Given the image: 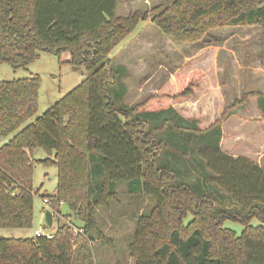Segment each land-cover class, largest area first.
I'll list each match as a JSON object with an SVG mask.
<instances>
[{
    "label": "trees",
    "instance_id": "obj_1",
    "mask_svg": "<svg viewBox=\"0 0 264 264\" xmlns=\"http://www.w3.org/2000/svg\"><path fill=\"white\" fill-rule=\"evenodd\" d=\"M116 4L0 0V65L25 69L47 53L85 73L27 126L37 114L39 77L0 82V143L8 139L0 145V229L33 225L36 150L46 155L40 165L57 170L54 194L41 196L52 219L65 205L80 224L68 216L50 238L0 239V264H95L94 241H105L97 211L123 183L153 202L136 221L128 249L134 264H264V169L245 156L255 150L240 138L247 111L264 120V94L243 91L223 108L219 41L209 37L258 28L264 67V0H161L125 17ZM145 21L173 42L204 47L155 95L129 106L127 69L111 55ZM226 220L240 223L241 234L224 228Z\"/></svg>",
    "mask_w": 264,
    "mask_h": 264
},
{
    "label": "rangeland",
    "instance_id": "obj_2",
    "mask_svg": "<svg viewBox=\"0 0 264 264\" xmlns=\"http://www.w3.org/2000/svg\"><path fill=\"white\" fill-rule=\"evenodd\" d=\"M160 2L161 0H119L120 8L125 9L126 6L129 8L126 13L117 10V16H127L131 10L139 12L149 11ZM152 27L156 30L145 33L147 37L143 48L137 47V45L138 53L136 56H133L135 57L133 60L132 58L130 59L133 62V70H135L134 66H139L136 58L144 55L145 62L142 64L145 69L144 71L152 73L153 77L148 85L157 88L165 80L169 79V73L174 76L176 71L184 64L185 58H193L202 49L201 47H204V44H201V42L196 44H178L165 37L153 24ZM254 32L252 30L245 31L243 28H225L224 30H213L209 33L210 38L220 39L217 47L219 49L218 60L222 66H225V61L227 62V59L231 57L227 54H231L237 60L245 57L247 53L246 47L241 44L239 38L246 34L253 38ZM164 38L170 40L172 43L166 42ZM223 45H226V48ZM252 48L254 50V44ZM143 49L144 51H141ZM198 49L200 50L198 51ZM60 59L61 61H67L69 60V55L62 54ZM113 61L118 62L116 59ZM127 62L130 63L131 61ZM135 74L138 75V73ZM33 76H38L40 79L37 114L24 126L30 124L35 118L42 116L50 106L74 89L85 78V73L80 69L76 71L66 64L60 65L57 56L47 53H40L39 58L25 69H13L6 64L0 65V82L25 79ZM237 76L238 80H235V84L240 80L242 75L240 73ZM222 77L220 74V80ZM135 82L134 79L130 78L128 85H131L130 87L132 88ZM146 93L144 91L139 99H143L147 95ZM226 95L227 97L224 98L225 105L233 100V96ZM124 102L129 105L131 101L128 97H125ZM7 141L8 139L2 140L0 145ZM45 156L42 150H36L33 154L34 173L32 184L34 191H38V195L34 197V220L32 227L30 229H0V239L29 238L35 236L38 231L43 234H52L58 222L63 223L64 221L67 223L69 221L68 216L71 219V223L75 225V228L80 227V224L75 222L71 215H68L69 212L65 205L59 207L62 215L61 218L54 215L52 224L50 226L45 224V211L51 210L49 206L44 204L41 196H51L54 194L57 173L55 167H44L37 162L44 159ZM115 191L116 196L114 200L110 202L107 208L99 209L96 214V219L105 237V241L98 239L94 241L92 255L95 264H134L129 257L128 249L132 243L136 221L141 214L149 213L153 206V202L150 199L140 194H130L127 190V185L124 183L118 184ZM51 213L52 215L54 214V212ZM188 220H190V216H188L185 222ZM251 224L255 226L257 225V221L253 220ZM223 226L234 231L237 235H240L243 229L240 223L231 220H226Z\"/></svg>",
    "mask_w": 264,
    "mask_h": 264
},
{
    "label": "crops",
    "instance_id": "obj_3",
    "mask_svg": "<svg viewBox=\"0 0 264 264\" xmlns=\"http://www.w3.org/2000/svg\"><path fill=\"white\" fill-rule=\"evenodd\" d=\"M119 5H120L119 0H117L116 15H117V10L119 12L122 11V13H126L129 7L126 6L125 9H123V8H120ZM131 12H135V11L131 10ZM120 17H125V16H120ZM151 30H156V29L152 27V23L150 21L140 22L136 31L128 39H126L121 45H119L111 55V58L113 60L116 59L118 62H120V63L114 62L115 64L123 65L127 69L128 75L123 80V82L127 86V94L125 97H128V99H130L131 101L129 103V106L135 105L134 103L136 104L142 103L148 97L155 95L158 92L161 85L169 81L173 76L171 75V73H169V76H170L169 79L165 80L161 85H159V87H157L158 89L154 88L152 85L151 86L148 85L149 81L153 77H152V73L150 74V73H146L147 71L146 72L144 71L145 69L142 66L143 62H145V57H143L144 55L136 58L137 63H139V66L138 67L134 66L135 70H133L132 60L135 58L133 56H136V54L138 53L137 47L143 48V45L145 44L146 37H147L145 33H149ZM248 30H252L253 32L255 31L254 37L252 38L250 35L246 34V35H242L239 38V41L241 42V44H243L246 47V52H247L245 54V57H243L242 59H239L240 61L232 57L231 54H227L228 56H231L232 58L229 57L227 59V62L225 61V64H224L225 66H222L221 62L218 60L219 49L217 47V53L215 55V74L217 77L218 89L222 96L223 108L231 104L236 97L239 98L240 94L243 91H246L249 93L264 94V67L261 66L260 60H259V52L261 49L260 30L258 28L245 29V31H248ZM214 39L220 41V39H217V38H214ZM165 40L168 43H172L168 39H165ZM253 44L255 46L254 50L252 48ZM223 46H225L226 48V45H223ZM200 49H198V51ZM141 51H144V49ZM130 58H132V60ZM190 58L191 57L185 58L186 59L185 62L188 61ZM127 61H131V62L128 63ZM225 70H226V74L228 77L227 86H224L222 84L224 82V71ZM135 73H138V75H136ZM240 73L242 76L240 80L237 81L235 84L234 83L235 80H238L237 74L239 75ZM220 74L221 76H223L221 80H220ZM130 78L136 81L133 84L132 88L130 87L131 85L130 86L128 85L129 84L128 81ZM144 91L147 92L146 93L147 95L143 99L140 100L139 97L142 95ZM226 94H228V96L229 95L233 96V100L231 102L229 101L230 103H228L227 105H225V102H224V98L227 97ZM241 123H242L241 126L244 127V129H242V134L243 135L245 134L244 136H240L241 140L245 138L246 140L251 142L252 147L255 150L254 152L248 151V154L245 156L253 161H256L264 169V163H263L264 162V152L261 154H258L259 151L262 150L261 148L264 147V139L262 138V136H264V120L260 118L259 114L256 111L255 112L252 111V113L247 111L246 114L241 118Z\"/></svg>",
    "mask_w": 264,
    "mask_h": 264
},
{
    "label": "water",
    "instance_id": "obj_4",
    "mask_svg": "<svg viewBox=\"0 0 264 264\" xmlns=\"http://www.w3.org/2000/svg\"><path fill=\"white\" fill-rule=\"evenodd\" d=\"M52 222V214L50 211H45V224L49 226Z\"/></svg>",
    "mask_w": 264,
    "mask_h": 264
},
{
    "label": "built area",
    "instance_id": "obj_5",
    "mask_svg": "<svg viewBox=\"0 0 264 264\" xmlns=\"http://www.w3.org/2000/svg\"><path fill=\"white\" fill-rule=\"evenodd\" d=\"M36 235L37 236H40V235H44L42 232H40V231H38L37 233H36ZM46 235V237H48V238H50V236L48 235V234H45Z\"/></svg>",
    "mask_w": 264,
    "mask_h": 264
}]
</instances>
